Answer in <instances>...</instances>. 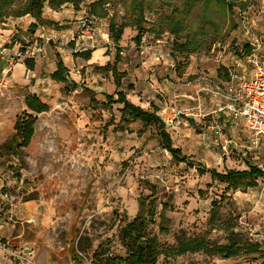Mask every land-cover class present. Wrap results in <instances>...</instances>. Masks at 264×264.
I'll list each match as a JSON object with an SVG mask.
<instances>
[{
    "label": "rangeland",
    "instance_id": "374dc122",
    "mask_svg": "<svg viewBox=\"0 0 264 264\" xmlns=\"http://www.w3.org/2000/svg\"><path fill=\"white\" fill-rule=\"evenodd\" d=\"M96 1L88 0L79 9L72 5L58 11L46 7L43 17L54 25L40 26L30 34L29 27L35 21L30 23L26 16L24 23L14 25L16 35H9L0 44L14 53L16 42L26 45L24 38L44 44L41 36L77 32L89 4ZM133 1L147 6L148 25L165 20L171 23L174 9L180 7L177 0H171L170 5L168 0H108L113 16L98 19L96 58L78 59L76 53L51 44L46 55L35 61L34 70L19 61L0 70V226H4L0 231V264H123L117 259L126 256L120 232L138 216L140 201L147 205L152 197L156 198V216L148 235L164 248L174 246L179 238L203 234H208L213 245L224 244L226 234L210 231L208 226L213 203L220 205L221 222L232 223L244 239L264 245V178L245 193L229 192L209 173L243 171L249 165L264 171V143L258 149L251 148L244 122L233 129L229 125L223 132V140L231 141L225 153L212 130L213 116L201 123L185 119L187 125L169 131L174 146L187 158L177 164L160 146L154 125L146 129L140 122L120 123L123 106H109L105 100L106 96L117 98L116 92L122 90L131 103L146 111L157 109L158 115L169 106L189 105L186 96L194 94L195 81L204 74L217 77L223 65L232 67L233 57L242 56L236 49L247 53L246 46L254 38L263 40L260 55L264 61V0H243L248 2L246 6L228 13L226 21L212 8L211 15L222 32L218 38L210 36L209 40L215 41L210 53L178 58L172 74V60L166 55L171 54L173 36L169 33L157 39L146 33L137 44L138 32L131 25ZM25 2L17 0L18 5ZM201 13L198 8L190 16L193 26L194 22L200 24ZM112 18L119 24H130L120 43V89L111 71L98 69L114 64L117 57V47L109 36ZM11 20L0 22V30L12 29ZM143 42L153 48L145 57L138 49ZM57 56L69 67L67 80L78 86L76 90L67 91L64 84L51 80ZM186 83L191 86L186 87ZM84 89L94 92V101ZM29 94L38 95L50 110L37 116L29 147L19 157L7 156L1 148L9 143L17 118L27 110L25 98ZM207 105L214 108L217 104L208 100ZM219 143L224 144L222 140ZM165 204L167 209L163 210ZM20 233L23 237L13 240ZM260 262H248L244 256L226 261L197 254L176 259L162 255L157 264Z\"/></svg>",
    "mask_w": 264,
    "mask_h": 264
},
{
    "label": "trees",
    "instance_id": "16d2710c",
    "mask_svg": "<svg viewBox=\"0 0 264 264\" xmlns=\"http://www.w3.org/2000/svg\"><path fill=\"white\" fill-rule=\"evenodd\" d=\"M88 0H26L22 5L17 4V0H0V22H5L7 19H19L30 16L35 20L29 27L30 34L35 33L40 26L54 25L44 19V9L49 7L53 11L61 10L64 6L72 5L75 9L86 3ZM168 0V5H170ZM180 2V7L174 9V19L171 23L168 21H154L148 25L146 21L145 9L147 6L142 1H133L132 22L135 26L137 36L135 41L140 44L146 33L154 34L153 36L159 39L165 34L173 36L171 42L170 56L177 60L194 54H209L211 51V35L216 38L222 32L219 22L211 15V9L218 10L223 14L224 21L228 18V13H233L235 8H244L248 2L243 0H177ZM108 0H98L89 4L87 11L91 17L103 19L108 16L105 6ZM110 4V3H109ZM200 8L201 16L197 22L190 23L192 13ZM130 24H119L114 18L109 24L110 39L117 47V57L114 64H107L104 67L98 68L101 71H111L115 77L117 89L121 88V77L117 66L120 57V43L126 28ZM248 51V46H246ZM94 51L76 53L77 57H81L86 61L91 60ZM57 69L51 74V80L56 83H62L65 90L71 91L77 89L76 84H69L67 75L69 69L64 64L63 60L57 56ZM25 66L28 70H34L35 61H25ZM2 71V69L0 68ZM218 76L226 78V73L222 67L218 70ZM85 92L94 101V92L84 89ZM116 97L106 96V104L112 106L118 104L123 106L120 110L121 121L124 125H130L136 122L142 123L143 128L155 126L157 128V136L160 141V146L172 156V161L177 164H182L187 161V158L182 154L181 150L174 146L173 140L157 115L158 110L146 111L139 106L131 103L127 94L122 90L116 92ZM26 111L22 116L17 118L14 126V135L8 144L1 148L2 152L7 156L19 157L22 151L29 147L34 134L37 116L48 112L49 106L38 95L29 94L25 98ZM203 173V172H202ZM210 176L213 181H217L226 185V191L229 192H247L251 188L257 187L258 179L264 178V171L255 165H249L248 170L238 171L229 170L225 173H220L217 170H211ZM155 199L150 198L147 205L140 201V211L138 216L126 224L120 232L121 244L126 250V256L119 259V263L123 264H157L160 256L164 255L165 259L171 257L176 259L186 255L203 254L210 257H218L221 260H232L238 257H246V260L251 263L264 264V245L258 242H252L240 236L232 223L225 221L221 222L220 205L213 203L211 216L208 221L210 231L219 230L226 234V242L224 244L213 245L209 240L208 234H203L198 237L179 238L176 244L170 248H164L155 238H150L148 229L151 222L154 221L156 212L154 210ZM167 205H163V210L167 209Z\"/></svg>",
    "mask_w": 264,
    "mask_h": 264
},
{
    "label": "built area",
    "instance_id": "2783aa9c",
    "mask_svg": "<svg viewBox=\"0 0 264 264\" xmlns=\"http://www.w3.org/2000/svg\"><path fill=\"white\" fill-rule=\"evenodd\" d=\"M105 10L109 17L113 16L111 4H107ZM97 22L98 18L84 16L78 22L77 32H69L66 35L53 32L49 38L41 36L40 38L46 42L44 44L38 39L33 41L32 37L24 38L26 45L16 42L14 53L0 45V68L4 71L17 65L18 61L23 64L27 60L36 61L46 55L47 47L51 44L73 53L93 51L98 48L99 42ZM245 31L249 35L248 28H245ZM16 33L13 30V35ZM107 39H109L108 35ZM262 44V39L254 38L248 45L247 53L244 54L237 48L235 53H241L242 56L233 57L232 67L223 65L226 79L223 80L218 75L213 77L209 74L198 78L194 86L192 85L194 94L186 96V99L190 101L188 106L183 108L169 106L159 111L158 117L166 129L175 131L187 125L189 122L185 119L203 122L213 116L212 130L217 136L216 142L221 145L225 153H228L231 141L223 140V132L229 125L233 129L240 122H244L250 134L251 148H260L264 143V61L260 55ZM138 49L142 57L153 52V48L144 42ZM161 56L164 55L161 53ZM166 56L172 60L170 64L172 74L178 62L170 54ZM219 59H222V56ZM235 67L242 68L238 70ZM185 86L190 87L191 84L186 83ZM208 100L217 105L209 108ZM219 140H222L224 144H220Z\"/></svg>",
    "mask_w": 264,
    "mask_h": 264
},
{
    "label": "crops",
    "instance_id": "0c3cea01",
    "mask_svg": "<svg viewBox=\"0 0 264 264\" xmlns=\"http://www.w3.org/2000/svg\"><path fill=\"white\" fill-rule=\"evenodd\" d=\"M23 18H25V17H23ZM23 18H19V19H14V20H11V22L13 23V27H12V29H10V30H5V31H2V30H0V43L1 42H5V40L7 39V37L9 36V35H11V34H13V29L15 28V26L14 25H17V24H19V23H24V21H26V20H24ZM29 19H30V23H32V21L34 22L35 20L33 19V18H31L30 16H29ZM6 35V36H5ZM1 45V44H0ZM95 53H97V51L95 52H93V54H92V56H93V58H94V54ZM78 59H83V58H81V57H77ZM78 59H76V60H78ZM92 59V58H91ZM90 61V60H89ZM68 69H69V67L68 66H66ZM54 73V72H53ZM184 96V95H183ZM182 96V97H183ZM187 103V102H186ZM188 104V103H187ZM188 106V105H187ZM193 121V123L194 122H197V123H201V122H199V121H196V120H192ZM192 123V122H191ZM3 227L4 226H0V231H1V229H3ZM23 233H20L19 235H15L14 236V238H13V240H18V239H21L22 237H23Z\"/></svg>",
    "mask_w": 264,
    "mask_h": 264
},
{
    "label": "bare ground",
    "instance_id": "6f19581e",
    "mask_svg": "<svg viewBox=\"0 0 264 264\" xmlns=\"http://www.w3.org/2000/svg\"><path fill=\"white\" fill-rule=\"evenodd\" d=\"M97 56H98V55H97V53H96L94 58H96Z\"/></svg>",
    "mask_w": 264,
    "mask_h": 264
}]
</instances>
